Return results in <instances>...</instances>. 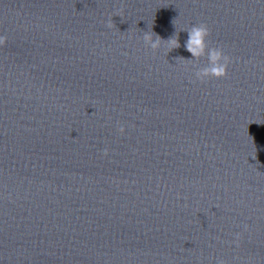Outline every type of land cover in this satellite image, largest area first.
<instances>
[{"label":"water","instance_id":"95a60500","mask_svg":"<svg viewBox=\"0 0 264 264\" xmlns=\"http://www.w3.org/2000/svg\"><path fill=\"white\" fill-rule=\"evenodd\" d=\"M0 35V264H264V0H0Z\"/></svg>","mask_w":264,"mask_h":264},{"label":"clouds","instance_id":"9594fccd","mask_svg":"<svg viewBox=\"0 0 264 264\" xmlns=\"http://www.w3.org/2000/svg\"><path fill=\"white\" fill-rule=\"evenodd\" d=\"M109 27H112L111 21H109L108 24ZM209 35V31L206 25H201L200 27L194 28L189 33V44H188V50L193 52L196 55L200 54V51L203 48L204 41L207 39ZM147 39H151L150 34L146 36ZM7 43V37L0 35V47L4 46ZM169 47H178L179 42L178 40H170L168 41ZM159 45V37L157 38V42L152 45L153 48L157 47ZM199 46V47H197ZM212 60L213 62L218 64V67L215 68L213 71L217 73L220 77H224L227 75V69H228V63L229 58L228 57H222L220 52H213L212 54ZM222 61V63H220ZM121 132L124 131L123 128L120 129Z\"/></svg>","mask_w":264,"mask_h":264}]
</instances>
